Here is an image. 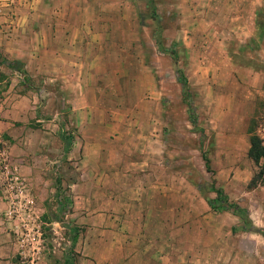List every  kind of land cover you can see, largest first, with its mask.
Returning <instances> with one entry per match:
<instances>
[{
    "label": "crops",
    "instance_id": "0c3cea01",
    "mask_svg": "<svg viewBox=\"0 0 264 264\" xmlns=\"http://www.w3.org/2000/svg\"><path fill=\"white\" fill-rule=\"evenodd\" d=\"M4 1L0 22L7 20ZM149 8L170 21L164 44L173 68H163L158 56L163 43L156 24L141 25ZM12 9L10 32L1 34L0 25L1 56L36 69L52 82L53 94L66 96L71 111L85 112L79 127L91 125L93 132L80 134L83 154L114 158L109 184L121 189L90 217L120 223L123 264H262L264 205L248 227L231 211L210 208L189 167L173 165L170 138L160 134L166 110L160 97L167 69L181 96L179 69L205 134L225 159L212 176L230 201L233 185L245 187L251 178L247 127L264 112V0H15ZM107 92L113 95L107 104L88 96ZM150 102L154 113L145 111ZM94 105L109 112L94 118Z\"/></svg>",
    "mask_w": 264,
    "mask_h": 264
},
{
    "label": "rangeland",
    "instance_id": "374dc122",
    "mask_svg": "<svg viewBox=\"0 0 264 264\" xmlns=\"http://www.w3.org/2000/svg\"><path fill=\"white\" fill-rule=\"evenodd\" d=\"M14 1H4L7 12L3 16L7 20L0 22L4 27L1 34L10 32ZM151 10L140 17L141 25L149 30L156 24L155 34L163 43L158 48V56L163 68H173L170 48L164 44L170 21L165 13ZM146 49L148 54L149 46ZM9 61L0 63V203L7 202L0 206V264H123L120 223L103 224L100 220L91 221L90 217L97 213L95 209L101 206L102 199L107 200L110 193L121 189L120 184L118 189L109 184V167L114 158L108 153L97 159L91 152L83 154L80 134L93 132L91 125L79 127L85 120V112L71 111L65 102L66 96L53 94L52 82L41 78L43 74L36 69L34 73L28 72L23 63L9 64ZM169 73L167 69L160 97L166 106L160 134L163 139L170 138L175 151L173 165L188 166L205 199H210L211 193L216 195L217 188L213 172L224 166L225 159L217 156L215 150L219 144L204 132L203 114L197 100L192 94L182 100L178 89L170 86ZM109 81L103 79L105 83ZM88 96L92 102L98 98L105 104L113 101V95L108 92ZM155 106L150 102L145 111L154 113ZM90 112L92 117L102 119L109 111H99L94 105ZM262 112L257 111L251 118L246 139L249 135L258 137ZM168 114L173 116V123L169 124ZM63 136L70 137L68 151ZM242 141H238L239 148ZM221 144L227 145V142ZM203 151L209 160L208 170L201 157ZM248 161V170L253 174L259 166L251 159ZM91 180L99 187L93 189ZM230 194V201L243 208L246 217L252 216L246 218L248 224L249 220L259 219L264 205V168L258 184L253 187L235 184ZM74 233L77 238L71 242ZM260 254L264 257V249Z\"/></svg>",
    "mask_w": 264,
    "mask_h": 264
},
{
    "label": "trees",
    "instance_id": "16d2710c",
    "mask_svg": "<svg viewBox=\"0 0 264 264\" xmlns=\"http://www.w3.org/2000/svg\"><path fill=\"white\" fill-rule=\"evenodd\" d=\"M2 61H5V59L0 54V63ZM9 64H20V65H22L21 62H18L15 60L9 61ZM20 70H21V68H20ZM22 72L24 74V71H22ZM176 74H177L176 79L182 88L181 99L185 100V99H187L188 96H190L191 92H189L185 78L181 74V71L179 69L176 70ZM248 128L249 127H247V132L249 133ZM62 139H63L64 144L67 145L66 151H68L69 150L70 137L63 136ZM247 156L252 160V162L256 166H259L258 170L251 175V178L249 179L248 184H247L248 187H253L256 184H258V180L262 178L263 168H264V145L260 144V140L255 135H249V146L247 149ZM201 157H202V160L204 162L205 168L208 170L209 169V160L206 157L204 151L201 153ZM261 161H263L262 164H260ZM215 192H216V196L213 199H207V202H208L210 208L214 211L229 210L233 214L241 217V219L243 221V226L248 227L249 224H248V221L246 219L247 217L245 215V210L243 208H241L240 206H238L235 202L229 201L228 198L226 197V195L222 192V190L220 188H216ZM262 231H264V228L262 229ZM76 238H77L76 233H74L71 236V242H75Z\"/></svg>",
    "mask_w": 264,
    "mask_h": 264
},
{
    "label": "built area",
    "instance_id": "2783aa9c",
    "mask_svg": "<svg viewBox=\"0 0 264 264\" xmlns=\"http://www.w3.org/2000/svg\"><path fill=\"white\" fill-rule=\"evenodd\" d=\"M257 134H258L260 143L264 145V116L262 120L260 121V123L258 124Z\"/></svg>",
    "mask_w": 264,
    "mask_h": 264
}]
</instances>
